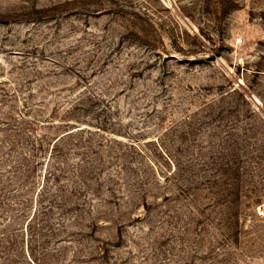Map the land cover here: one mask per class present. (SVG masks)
Instances as JSON below:
<instances>
[{
	"label": "rangeland",
	"instance_id": "rangeland-1",
	"mask_svg": "<svg viewBox=\"0 0 264 264\" xmlns=\"http://www.w3.org/2000/svg\"><path fill=\"white\" fill-rule=\"evenodd\" d=\"M0 264H264V0H0Z\"/></svg>",
	"mask_w": 264,
	"mask_h": 264
},
{
	"label": "trees",
	"instance_id": "trees-1",
	"mask_svg": "<svg viewBox=\"0 0 264 264\" xmlns=\"http://www.w3.org/2000/svg\"><path fill=\"white\" fill-rule=\"evenodd\" d=\"M71 132H73V131H71ZM71 132H68L67 134H70ZM67 134H63V135L59 136V137L53 142V144H52V149H53L54 147H56L57 143L63 139V136H64V135H67Z\"/></svg>",
	"mask_w": 264,
	"mask_h": 264
}]
</instances>
